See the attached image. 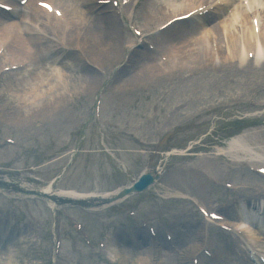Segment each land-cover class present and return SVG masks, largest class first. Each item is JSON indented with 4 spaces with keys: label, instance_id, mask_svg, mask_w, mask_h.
I'll return each instance as SVG.
<instances>
[{
    "label": "rangeland",
    "instance_id": "1",
    "mask_svg": "<svg viewBox=\"0 0 264 264\" xmlns=\"http://www.w3.org/2000/svg\"><path fill=\"white\" fill-rule=\"evenodd\" d=\"M61 1H65L70 9L79 8L85 14V10L81 9V2L79 4L77 0ZM161 2L157 0L156 3ZM90 4L93 6L92 0ZM158 5L160 7L157 9L155 4H148V0H138L137 5L133 4L132 7L124 9V12L128 15L134 11L133 21L139 27L142 23L152 22L156 16L153 15L155 10H158L156 14L164 10L161 9L162 4ZM27 6L29 3L23 7L21 14L6 17L7 22L22 24L24 19H29L26 18ZM101 12L107 10L94 8L90 14L91 21ZM29 13L30 20L35 21L32 16L34 12ZM99 25L100 22L97 21L84 25L86 31L81 29L78 33L80 38L82 37L79 43L76 41V44H73V35L72 43L65 41L63 44L62 41L61 45L67 49L58 55L55 63L51 61L54 58L47 60L48 62L44 58L40 64L32 67L33 72L29 68V74L7 77L9 83L24 84L23 87H18L22 93L27 85L26 81L30 84L35 75H41L54 68L59 77H62L61 90L58 92L67 101L59 107L60 110H56L57 107L54 106L32 120V113L36 110L29 105L31 100L24 106L23 102L19 103L18 100L10 98L11 94L19 93L17 88L11 90L12 93L0 87V120H4L0 123V172L3 176L7 173L6 170L20 171L18 177L13 175V178L29 180V175L25 174L26 170L34 167L36 171L33 176L44 179L47 184L62 175L61 171L67 165L70 153L76 151V157L80 156L73 161V165L69 166L71 168L55 187L94 193L115 190L131 183L140 172L159 165L164 172L153 189L157 194L163 189L176 193H192L209 207H217L220 203L228 205L245 198H257L259 193H264V179L249 172L245 163L236 165L228 157L216 156L218 147L226 148L225 142L244 132H249L244 139L246 145L253 148L258 145L264 147V109L256 107L257 103H264V70H256V67L253 70L249 65L245 67L248 69L242 72L233 68L216 76L203 73L191 77V73L183 71L160 79L148 76L145 80H134L142 71L144 63L152 66L161 63L164 67H171L170 59L166 63L161 62L145 46V50H134L135 54L123 51L125 44H129L131 32L121 20V23L118 21L115 24V48L120 50L121 54L104 60L105 56L98 54L99 51L91 37L100 33ZM104 26L106 29L109 27ZM173 34H176V31H173ZM151 41L156 46L178 43L176 52L180 51L181 47L192 46L188 43L194 42L195 39L188 37L184 43L181 36L170 35L157 36ZM75 46L79 50L67 53L68 48ZM125 55H129L130 62L123 60ZM142 55L147 56L146 59H142ZM87 58L91 61L89 64ZM180 58V55L176 54L172 65H178ZM95 64H101L108 74L99 76L100 73L93 68ZM216 64L219 63L216 61ZM91 71L100 78L96 81H100L97 90L95 87L85 88V79L92 76ZM129 75L132 80H129ZM121 77L126 79L123 84L125 87L120 88L114 95H108L107 83L116 84ZM47 86L45 82L36 88L43 94L47 91ZM102 92L104 119L113 124L109 129L91 120L94 98ZM16 103H19V107ZM6 115L12 117L8 124L5 121ZM11 121H17L18 126L13 127ZM5 137L14 138L18 142L17 146L9 147L3 140ZM207 172L210 179L205 175ZM228 174L238 182L245 183L249 189L242 190L241 197H238V193L221 187L223 181H229ZM200 183L204 186L197 188L194 185ZM155 197L147 194L132 200L131 204L139 206L143 214L149 212L154 218H158L162 214V207H156ZM138 201L142 203L138 205ZM0 204L5 210H9L2 196ZM37 205L41 206L36 212L41 225L36 228L35 235L32 232L27 235L22 233L26 232L24 228L19 229L18 234H13L12 242L4 254V264H49L54 228L52 230V225L50 227V214L43 209V204H32L33 212ZM173 210L177 211L176 215L182 219L183 225H186L187 234L180 236L181 238H178L179 234L176 236L175 244L181 253L176 254L170 264H191L190 255L202 244L212 247L219 255L215 259L216 264L233 263L228 254L230 252L226 249L230 241L232 247L234 246L230 235L212 229L211 238L208 239L203 233L202 220L192 206L177 203L173 205ZM39 212L41 213L38 215ZM60 213L58 231L63 235L64 242L59 264L106 263L105 253L83 246L70 226V218L82 221L94 242L108 239L116 248H122L124 255L132 252V255L120 264H140L146 251L153 249L149 244L140 249L141 246L131 245L127 241L134 231L127 225L129 223L123 216V207L120 205L101 213L100 216H89L78 210H64ZM227 216L229 219L236 218L234 215ZM0 224L4 225L1 216ZM195 232L199 235L197 240L193 238ZM183 256L185 259L182 262L175 260H180ZM158 258L160 259V255L152 254L149 261L151 264H159Z\"/></svg>",
    "mask_w": 264,
    "mask_h": 264
},
{
    "label": "bare ground",
    "instance_id": "2",
    "mask_svg": "<svg viewBox=\"0 0 264 264\" xmlns=\"http://www.w3.org/2000/svg\"><path fill=\"white\" fill-rule=\"evenodd\" d=\"M35 1L37 0H30V6L27 7L28 11L26 13V18L29 19H24V21H22V24L13 21L4 22L0 19V46L6 45L8 43L7 47L0 57V62H15L16 60L20 61L13 64L28 62V65L23 70L12 72L14 75L27 73L29 74V72H33V69H31L30 71L29 68L40 64L44 60V57L39 55L42 51L43 55H47V60H51L52 58H54L51 61H54L53 63L56 62V58H59L58 55L62 53V48L59 46V44H56L52 40L51 35L53 34V30L55 32H59L63 36V38L67 39L70 43H72V38L69 34H74V43L76 32H78V30L80 29L85 32L86 30L84 28V25L90 24L93 21L100 22V25L98 26L100 29V33L98 35H91V37L93 38V44L94 46H96L97 51H99L98 54H102V56H105L103 58L104 60L118 54V49L115 48V39L117 37L115 32V24L119 21L117 16L102 13L97 15L96 19L91 21V18H88L86 14H84V12H82L79 8L70 9L65 1L50 0L51 2H54L58 6H60L65 15V24H59L54 17H50L43 10L36 8ZM158 1L162 2L156 3L157 0H149L148 4H155L158 9L160 7V5L158 4L169 6L170 3L172 4L173 2H178L176 0ZM215 1L216 0H186L187 4H184V6L177 4L179 9H176L174 11H192L202 6H206L209 4L212 5L215 3ZM243 1H247L249 3L252 10V13L250 15L246 12L245 8L242 5ZM80 2L81 4H85V6L89 7L88 0H77V3L80 4ZM224 3H226L225 7L211 12L208 16L198 19H191L190 21L177 24L176 27L179 32L176 35H180L181 37L187 35L189 37H194L198 36L200 33L201 35L198 40L188 43L192 46L181 47L180 51L178 50L173 54L175 55V57L176 54L180 55L181 57L179 60V64L174 67V70L173 65H170L171 67H164V65L161 64H155L154 66H152L144 63L142 71L134 77V80H145L148 76L153 78L157 77V79H160L165 76L173 75L176 72L183 71H188V73H191V77H195L196 75L203 73H208L209 75L216 76L220 72L228 71L233 68L242 72L248 69L245 67H249V65L253 70L254 67H256V70H264V55L259 52L260 49L264 48V0H224ZM129 7H131V4ZM225 8H227V10L232 9V14L229 15L228 11L225 12ZM88 10L91 11L92 9ZM29 11L34 12L32 16L35 20V23L39 26L40 31L23 25L26 21H31V18L29 17L31 16V14L29 13ZM17 12L18 14H21V7L18 8ZM37 14H43L42 18ZM4 15L13 16L12 14L7 13H5ZM74 18L78 19L79 22H75V20H73ZM252 18H258L256 22L259 21V32L257 35L253 31ZM54 20L55 24H59L58 29H55L52 25L51 21ZM210 24L213 25L212 28L207 29V26ZM104 25H109V27L106 29ZM51 27L53 28V30L51 29ZM109 30L111 32L108 33ZM171 31L172 30L170 29L163 35H170ZM211 39L212 41H210ZM216 41H218L217 52H214L213 48H211V45L213 47L212 43ZM81 44H83V41L81 42ZM248 52L256 53V57L253 62L249 63V61L246 59ZM7 54H10V58L7 57ZM173 55H171L170 57L171 63H173L175 60ZM74 57L76 56L74 55ZM146 57L147 56H144L142 59H146ZM236 57L240 58V61H242L240 64L233 63ZM47 60L46 62H48ZM217 60L221 62V65L216 64ZM73 64H75L74 61ZM176 68H178L177 71ZM91 73L92 76L85 79V88L91 89L95 87V89L97 90V88H99L100 81L97 83L96 81L97 79L100 80V78L95 72L91 71ZM60 77L59 74H57V70L51 68L41 75H35L33 77L34 80L32 79V83L29 84L28 81H26L27 85L22 90V97L25 106L27 105L29 100H31V104L29 105L36 110L34 111V113H32V120L35 119V117L39 116L42 112H47L51 108L53 109L54 106L57 107L56 110H60L59 107L67 102L66 98L58 92L59 89L61 90L60 81H62V77ZM45 82L48 85V89L45 93L42 94L37 90L36 86H39ZM227 83H230V81H227ZM21 84L22 82H19V85ZM9 86L13 88L17 87L14 83H11ZM22 121L25 122V120ZM248 133L249 132H245L242 136L244 137V135H247ZM242 136L235 137L228 142L229 149H236L240 151L239 155L235 156V158L239 161L246 160L249 162H264L263 153L250 152L243 147L241 141L243 138ZM194 185L197 188L204 186L202 183ZM44 192L49 193L50 188L47 187L46 189H44ZM245 208L248 213L247 216H244L240 212V207H236L229 213L234 216H238L240 219L250 220L251 216L253 215L252 213H260L261 210L259 203H255V201L254 203L249 202L248 206ZM251 220H253V218ZM139 233L142 234V232ZM251 234L256 241H264V222H259L256 229H254ZM193 238L197 240L199 238V235L195 232L193 233ZM226 249L228 248L226 247ZM241 250L243 253L242 257L244 258L245 256L246 258L245 251L243 250V248H241ZM232 253L235 257L236 252L232 251ZM152 254H154V252H152L151 250H147L143 261L140 264H149V259ZM184 259L185 256H183L180 260H175L182 262ZM236 260L237 259H235V261ZM128 264L132 263L128 262ZM237 264L242 263H239L238 261Z\"/></svg>",
    "mask_w": 264,
    "mask_h": 264
},
{
    "label": "snow or ice",
    "instance_id": "3",
    "mask_svg": "<svg viewBox=\"0 0 264 264\" xmlns=\"http://www.w3.org/2000/svg\"><path fill=\"white\" fill-rule=\"evenodd\" d=\"M45 7H48L47 5H45Z\"/></svg>",
    "mask_w": 264,
    "mask_h": 264
}]
</instances>
